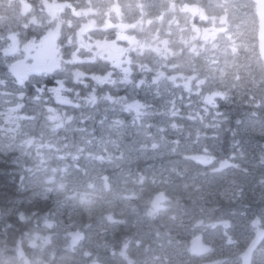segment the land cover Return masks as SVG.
I'll return each instance as SVG.
<instances>
[{"label":"rangeland","instance_id":"374dc122","mask_svg":"<svg viewBox=\"0 0 264 264\" xmlns=\"http://www.w3.org/2000/svg\"><path fill=\"white\" fill-rule=\"evenodd\" d=\"M217 1L220 2L221 0ZM228 1L232 3L234 0H227V2ZM165 20L164 9H161L153 16L152 20H149L146 30L150 31L155 29L156 31H160V26L165 22ZM57 23L61 25L64 24V17H59L57 19ZM256 32L257 29L248 28L246 30L247 41L244 43V46L241 50L244 51V55L241 57V62L244 59L245 53H247L248 57L244 60V64L248 63L250 70L249 74L254 76H256L259 72V64L255 54H253L255 52L254 37ZM222 41V38L218 37L215 44L213 45L216 49L215 60L218 67H225L227 64H229L228 60L231 58V50L226 48L225 45H221ZM149 46L151 47L150 43L149 45L146 44L145 47L148 48ZM220 54L225 55L219 59ZM201 69H206V67L201 66ZM226 77L227 76L225 73H222V75H217V72L215 71L214 79L207 81L206 85H196L195 83H197V81L200 82L201 80L200 78L194 79L189 88L185 87L184 91L177 89V93H174V89L171 87V85L166 83L164 91L165 97L162 100L154 102L152 106L151 104L149 105V100H146L145 103H138L134 106L135 111L133 109L134 116H131L130 118V122L133 123L131 125L134 127L137 126V122L139 121L142 124L139 129H136L139 132L144 130L145 125H147L148 122H151L152 118H156L155 122L157 123V126L151 128V135L149 136L151 139L145 142H143L144 140H141L142 142L137 140L134 146H128L121 150L118 149L119 142L116 140V137L113 138V135L117 133V124H119V127L122 125V122H120L121 119L118 117V109L120 110L126 108V104L111 102V105H113V107H111V105L104 101V106L98 117H94L96 114L95 111L71 115L68 111H59L57 109H51L49 111L48 109L46 113L48 115L49 121L56 122L55 124L51 125V130L58 129L59 127L63 126L65 130L64 136L50 138L43 121H40L41 115H38V118L35 119L37 122L40 121V123H29V127L42 133L43 141L40 143L41 148L46 150L45 142H50L59 148L62 147L69 149L67 156L71 157V161L68 164H63L60 166L54 165V161H51V163L48 164L51 166L43 164L46 170L43 173V176L35 182L38 184L40 189H51V192L56 189L62 191L67 197H69V199H71L72 202L69 204L78 205L81 210L88 208L95 195H99V197H101L100 203H102L104 208L114 210L120 218L125 220L123 229L116 231L123 232L124 237H128L133 236V228L137 227L138 233L142 235L140 239L144 245L142 253L144 261L142 263L140 260L139 264H185V258L187 261H191L190 258H187L186 254L185 258L183 257L182 249L173 250L168 247L169 243L173 241L166 234V231L155 232L156 227L172 228L176 225V223H170L168 219H163L158 225H152L149 221H147L142 213L135 211L131 204L124 203L126 199L121 201L125 197L133 195L135 193V185L142 184L145 181V177L134 176L131 171L117 173L114 171V169L126 164L128 159L137 161L139 159H148L150 157H157L167 153H175L176 147L179 151L189 152L191 151V143L186 141L188 138L196 136V138L204 139L206 138L205 136L208 132H210L209 134H217L222 126L223 120V115L218 111L219 105L224 101H228L232 96V92L233 95H240L242 100L239 99L236 105L241 106L243 97L250 95L251 92L253 90L256 91L257 88L256 83L249 79L246 82L245 78H240L241 81L235 82L236 77L234 79L229 77L227 79ZM259 91H261V89ZM16 98L17 97H10L7 99V102H4L5 100L3 96L0 95V103L4 102V104L1 105L3 110L0 114V121L6 122L5 131H3V133L2 130L4 127H0V133L3 134V137L0 138V150L9 148L10 142L7 140H11L13 137L15 138L13 143L17 142L21 149L25 147H31L34 143L31 142L30 138H25L15 131V124L13 121L16 115L15 112L9 108V106L13 105L15 109L18 108V100ZM176 99L177 102L183 103H177ZM152 102L153 101L150 99V103ZM199 102H201L202 107H195V103ZM186 104H189V106L187 107ZM233 112L236 115L238 114V110H234ZM229 113L231 114V109L229 110ZM234 119L241 120L242 122L238 124L237 139H241L243 136L245 137L243 143L248 145L249 153L256 155L257 160L259 154L261 156L264 154V143L262 146H259V140L255 138L257 131L246 126L250 120V117L244 116ZM95 126L97 127L95 128ZM149 128L150 127L146 128V130ZM261 129L262 128L259 130ZM146 130H144V133H146ZM14 131L16 133H14ZM179 134L184 136V141H182L180 137H177ZM170 136L174 137L170 139ZM174 138H177L178 142H174ZM58 140L63 141V144L58 145L56 142ZM193 151H196L195 153L199 155L202 151V147H195L193 148ZM46 155L48 157L52 155V153L50 151H46ZM14 157L15 155L11 156L12 165L16 162ZM263 160L258 162H263ZM5 161L8 162V159H5ZM77 168H79L80 171H76ZM144 169L145 171L142 172L146 174V177L148 178L150 170L147 166L144 167ZM249 169L251 175H255L257 172L251 168ZM106 170H111V174L105 176L104 179L99 180L96 178L97 172H105ZM82 172H86L88 175L91 174V176H88V178L85 179V177H83L81 174ZM113 174H116L117 177H112V182L110 177ZM261 174L264 176V171H260L258 175ZM20 176L21 180L18 187L21 192L32 199L37 197V193L33 187V182L29 183L28 177L24 174H21ZM149 178L154 181L153 175H151ZM247 178L248 176L244 175L243 181H245ZM113 183L115 184L113 185ZM213 184L215 183L212 182L211 185ZM191 186L192 184L190 183L187 187L195 192H199L197 191V189H199V185L197 187L194 186V188H191ZM97 189L100 190L101 195L100 193H97ZM217 190L225 192L229 190V188H227L226 185L223 187L218 186L212 192V194L208 192L212 201L214 200L213 196L216 194ZM78 196H80V201H78ZM21 198L24 199L23 196H21ZM191 199L192 200L187 201L190 204L184 206V208L178 207V203H182L180 199H174L175 204H170L173 212H175L177 217H179V224L181 225L178 226L182 227L183 230H188V221L195 217V215H197L202 210H204L205 213L208 210L209 214H213L218 209H220L218 205H213L209 209L205 205H196L197 208H190L193 205V201L198 203L203 198L199 195V197L195 200L193 197ZM207 202L209 203V200H207ZM194 209L197 210L195 213ZM225 210L226 208L221 213H224ZM75 212L76 211L74 210L67 212L66 220H60L61 224L66 225L67 222L70 224L79 223ZM63 213L64 212H62V214ZM49 214L52 216L54 215L53 213H47V217H43L44 225L49 222L48 219L52 218L49 217ZM72 216L73 218L71 220ZM34 217L35 213L33 212H24L22 216H20L23 221L29 220V224L26 228L32 225ZM222 217L225 219L227 216ZM4 219L5 215L0 216V221ZM91 219L93 226L90 229V241H86L82 229L77 227L75 230H66L65 232H60H63V244L68 251L71 249H84L86 247V243H90L91 251L97 252V254L101 255V257L106 260L108 251L106 246L103 245V242L106 245L113 243L111 232L114 229L107 224L112 223V217L110 216L107 218V223L100 219L98 213H96V216L92 217ZM193 226V230H198V223L194 221ZM58 231V223L54 224V231L51 229V232L41 228H33V230L28 233L31 239L29 246L32 250V253L28 256V258H26V256L23 257L21 254V261H19L18 264H39L40 255L46 248L45 244H43L44 241L49 240L48 242H50L51 245L48 247L54 248V244L56 241H58V239H55L53 235L54 233H58ZM95 231H97L98 234L104 232L105 235H103L102 238H97L95 236ZM27 232H25V234ZM75 232H80L82 234V238L78 242H73L72 240ZM0 233H2L1 230ZM3 233H5V231H3ZM18 233L19 232H17V234ZM106 240H109V242ZM213 251L217 252V250ZM50 255V259H52V257L54 258L53 250H51ZM61 260L66 262L69 261V259L65 256H61ZM72 263L75 264V262ZM222 263L223 258L218 257L217 254L211 252L205 257V261L202 264Z\"/></svg>","mask_w":264,"mask_h":264},{"label":"flooded vegetation","instance_id":"af4514ba","mask_svg":"<svg viewBox=\"0 0 264 264\" xmlns=\"http://www.w3.org/2000/svg\"><path fill=\"white\" fill-rule=\"evenodd\" d=\"M212 5H215V0H0V85L15 84L18 89L37 96V101L42 98L52 103L57 101L56 98L61 101V96H69L76 102L86 93H92L95 97H91L90 102H83L84 106L92 107L98 105L93 103L97 96L109 94L118 87L116 74H113L116 64L122 69L127 68L126 63L131 60L134 64L144 65L137 62L135 56L146 48L145 39L150 41L152 59L155 60L153 64L161 67L160 75H167V70L175 67L174 61L191 57L197 59L199 53L204 55L207 64H211L215 59V41H212L215 37L210 33L214 32L199 31V15ZM161 9H164L166 19L160 26L161 30L147 31V23ZM57 16L64 17L66 28H56ZM202 23L214 29L215 13ZM184 24L191 25V29L183 32L181 27ZM56 31L60 50L57 62L62 71L38 72L33 66L34 57L41 55L45 36ZM41 58L48 65L49 58ZM20 60L25 61L26 77L17 80L10 69L13 63ZM104 67L109 70L102 72ZM177 76L186 80L194 77L184 72L177 73ZM57 79L64 81L61 85L68 89H54ZM131 80L128 78L129 82ZM160 82H148L149 94L153 84ZM244 116L233 114V118ZM10 155H15L16 159L10 172V177L14 179L18 177L15 174L19 175L17 171L28 165L21 164L20 154H4L2 157L6 159ZM159 162L151 159L147 163L154 168ZM161 164L164 165V162ZM17 185L19 181L15 182V187ZM24 198L32 199L27 195ZM22 199L13 197V200L6 201L4 210L0 207L6 214L4 220L15 217L16 213V218L28 226L29 220L20 218L24 213L19 207ZM259 230L264 232V217L262 227L253 228L252 233L251 226L249 236L244 235L245 249ZM16 236L12 245L17 243ZM251 263L264 264V235L252 254Z\"/></svg>","mask_w":264,"mask_h":264},{"label":"trees","instance_id":"16d2710c","mask_svg":"<svg viewBox=\"0 0 264 264\" xmlns=\"http://www.w3.org/2000/svg\"><path fill=\"white\" fill-rule=\"evenodd\" d=\"M235 109L238 110V113L240 115L244 114L247 117H250V116L255 117V114L252 111L251 106L246 104L245 101L242 102L241 106H238V108L235 107ZM258 118H263V115L259 116ZM255 138H257V140L259 141L263 140V139H260L258 135H255ZM244 140H242V142ZM56 142L58 145L63 144V141L61 140H58ZM216 143H218L217 149H216V152L218 153V155H222L227 150H229V148H231V153H233L232 152L233 145L231 144V147H230L229 137L225 132H223L222 139H217ZM55 149L56 151L63 150L62 147L59 148L57 146H55ZM6 154H15V153H6ZM28 156L31 158L32 161H34L35 157H32L31 155H28ZM21 158L25 164L29 165L31 163L30 160H28V158H24L23 156ZM248 158L250 161H253L252 155H248ZM39 160L40 161L37 162L38 165L44 164L46 160H47V165L51 163V161H54V165H57V164L62 165L63 163L64 164L69 163L67 161V156H60L58 154L56 155L53 154V155H50L44 158L40 157ZM167 161H169V158H167ZM192 163L193 165H195L194 168L181 167V166H178L177 164L172 165L170 162H164V165L162 166L165 169L164 181L166 180L165 182L166 184L162 187L161 186L156 187L155 185H153L148 193H141V195L144 198H149L153 196L155 193L163 191L164 193H167V196L169 198L180 199L182 201V203H178L179 208H184V206H187L188 204H190L187 201L192 200L191 199L192 197L195 200L200 195L203 199L198 203L196 201H193V205L190 208H197V206L199 205H207L206 204L207 200L211 198H210V195L207 189H204L203 191H201L202 186H203L202 184L198 187L199 189H197V191L199 192H195L189 189L187 186L191 183L192 184L191 188H194V186L197 187L199 183H203L205 185L210 181L212 182L213 180L217 181V179H215L214 175L210 174L211 172L209 171L210 170L209 166H205L201 164L199 165L197 164V162H194V161ZM139 164L140 163H137V166ZM12 168H13V165L7 166L5 159L1 158L0 160V207L3 210H4V205H6V201L13 200V197L21 198V196L24 197L26 195V194L20 193L21 190L19 189L18 185L15 187V182L18 183L19 181V175L15 174V176H18V177L17 178L14 177V179H12L10 177L11 174L8 173V171H11ZM38 168H44V166L40 165ZM38 173H40V170ZM213 198H216V196H213ZM257 199H264V197L261 195H257ZM52 200H53V197L51 196H48V198L45 200L40 195H37V197H35L33 201H31L30 199H26V198L22 199V204H20L19 207H22V210L26 213H29V212L35 213V216H36V215H40L48 211L49 205ZM221 204L219 203L217 204L219 208H223L224 206H226L222 200H221ZM100 207H103L102 203H100V201L97 198H95L93 208L98 209ZM196 211L197 210L194 209V213ZM75 213L80 218L85 215L84 213H81L80 211H76ZM60 219L65 220V214H61ZM26 227H27L26 222H20V220L17 219L16 217L10 216L6 220L0 221V230L2 231V233H0L1 244H4L6 242L7 244L12 245L13 241L17 237L16 235L20 234V233L17 234V232L24 231ZM28 228L30 230V227ZM3 231H5V233H3ZM60 257H61L60 252L58 251L56 258L53 259L50 263L48 250H46L41 255V258L43 259V264H58V260Z\"/></svg>","mask_w":264,"mask_h":264},{"label":"water","instance_id":"95a60500","mask_svg":"<svg viewBox=\"0 0 264 264\" xmlns=\"http://www.w3.org/2000/svg\"><path fill=\"white\" fill-rule=\"evenodd\" d=\"M252 2L255 4V12L259 19V28L257 32V40H258V52L260 55V58L263 61V68H264V0H252ZM45 48L41 55H37L34 58V63L38 66H40L41 61L43 59L41 57H47L52 58V60L55 62L56 56L58 53V50L56 49V36L49 35L46 37V41L44 42ZM57 68V66L55 67ZM24 70L23 63L15 64L12 68V71L15 73V75H19ZM223 167L227 166L226 162H223ZM260 239V236H259ZM258 242V236L257 238L252 242L251 247L254 248L256 243ZM251 247L249 248V252H247V259L245 260V264H249V254ZM193 252L197 253H203L205 252V247L198 244L193 247Z\"/></svg>","mask_w":264,"mask_h":264},{"label":"bare ground","instance_id":"6f19581e","mask_svg":"<svg viewBox=\"0 0 264 264\" xmlns=\"http://www.w3.org/2000/svg\"><path fill=\"white\" fill-rule=\"evenodd\" d=\"M9 14V13H8ZM11 24H12V22H11ZM16 25V24H15ZM14 27V26H13ZM12 27V28H13ZM8 55V54H7ZM13 79V78H12ZM237 108H238V106H237ZM233 114H234V112L233 111H231V116H232V118H233ZM242 115V114H241ZM242 116H244V115H242ZM2 155H4V154H0V160H1V158H3L2 157ZM6 159H8V162L6 161V164H7V166H12V159H11V155L10 156H8V158H6ZM19 159L21 160V164L22 163H24L23 161H22V158H21V156L19 155ZM29 162V161H28ZM30 163V162H29ZM31 165V163L28 165V166H22L21 167V169L20 170H18L17 172H19V175H21V174H24V175H26V172H25V169L26 168H28L29 166ZM10 172L11 171H8V173L10 174ZM20 180H21V177H20ZM20 180H19V182H20ZM20 193H22V192H20ZM23 194V193H22ZM5 215V217H6V214H5V212L4 211H2L1 209H0V216H4ZM3 221V220H2ZM28 229L29 228H26L24 231H20L18 234V238L16 239V242H18L19 240H20V238L25 234V232H27L28 231ZM1 241V240H0ZM5 242V241H4ZM16 245V244H15ZM15 245H9V244H7L6 242L4 243V244H1V242H0V251L1 250H3V249H9V250H11V248L12 247H15Z\"/></svg>","mask_w":264,"mask_h":264}]
</instances>
